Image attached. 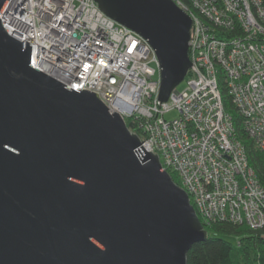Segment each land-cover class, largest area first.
<instances>
[{"label": "water", "instance_id": "obj_1", "mask_svg": "<svg viewBox=\"0 0 264 264\" xmlns=\"http://www.w3.org/2000/svg\"><path fill=\"white\" fill-rule=\"evenodd\" d=\"M94 1L150 45L166 101L191 65L189 16L173 0ZM22 42L0 24V264H186L207 239L187 193L132 122L31 66Z\"/></svg>", "mask_w": 264, "mask_h": 264}, {"label": "built area", "instance_id": "obj_2", "mask_svg": "<svg viewBox=\"0 0 264 264\" xmlns=\"http://www.w3.org/2000/svg\"><path fill=\"white\" fill-rule=\"evenodd\" d=\"M191 19L183 81L157 100L158 62L145 39L103 14L94 0H9L0 24L30 49V65L67 87L97 93L175 173L203 224L264 225V186L224 112L219 81L264 151L262 0H173ZM171 111L177 117L167 120Z\"/></svg>", "mask_w": 264, "mask_h": 264}, {"label": "trees", "instance_id": "obj_3", "mask_svg": "<svg viewBox=\"0 0 264 264\" xmlns=\"http://www.w3.org/2000/svg\"><path fill=\"white\" fill-rule=\"evenodd\" d=\"M264 5V0H262ZM224 112L230 117L234 135L243 146L248 164L259 183L264 186V151L259 149L243 130V120L231 97L225 91L223 80L218 85ZM179 185L175 173L168 171ZM207 232L204 242L191 245L186 264H264V225L257 229L229 221L203 222Z\"/></svg>", "mask_w": 264, "mask_h": 264}, {"label": "rangeland", "instance_id": "obj_4", "mask_svg": "<svg viewBox=\"0 0 264 264\" xmlns=\"http://www.w3.org/2000/svg\"><path fill=\"white\" fill-rule=\"evenodd\" d=\"M184 84H185V82L182 81L181 83H179V84L177 85V88H178L179 90H181V89L183 88ZM164 117H165V119H167V120L173 119V118L177 117V112H176V111H171V112H169V113H166V114L164 115Z\"/></svg>", "mask_w": 264, "mask_h": 264}]
</instances>
